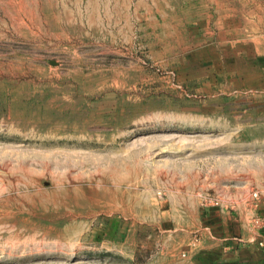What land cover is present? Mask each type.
Here are the masks:
<instances>
[{"label": "rangeland", "instance_id": "rangeland-1", "mask_svg": "<svg viewBox=\"0 0 264 264\" xmlns=\"http://www.w3.org/2000/svg\"><path fill=\"white\" fill-rule=\"evenodd\" d=\"M0 264H264V0H0Z\"/></svg>", "mask_w": 264, "mask_h": 264}, {"label": "built area", "instance_id": "built-area-1", "mask_svg": "<svg viewBox=\"0 0 264 264\" xmlns=\"http://www.w3.org/2000/svg\"><path fill=\"white\" fill-rule=\"evenodd\" d=\"M254 195H256V192H254Z\"/></svg>", "mask_w": 264, "mask_h": 264}]
</instances>
